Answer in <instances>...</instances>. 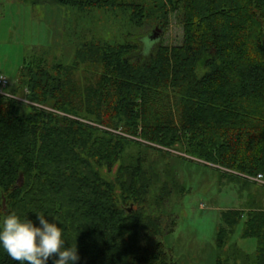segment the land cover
I'll return each instance as SVG.
<instances>
[{"label": "trees", "instance_id": "16d2710c", "mask_svg": "<svg viewBox=\"0 0 264 264\" xmlns=\"http://www.w3.org/2000/svg\"><path fill=\"white\" fill-rule=\"evenodd\" d=\"M48 1L129 10L136 28L178 13L183 41L91 38L71 64L23 65L0 92V217H55L77 264H176L165 209L188 189L171 160L196 161L250 191L220 212L216 264H264V0ZM241 223L256 249L228 254ZM0 264L18 262L0 249Z\"/></svg>", "mask_w": 264, "mask_h": 264}, {"label": "rangeland", "instance_id": "374dc122", "mask_svg": "<svg viewBox=\"0 0 264 264\" xmlns=\"http://www.w3.org/2000/svg\"><path fill=\"white\" fill-rule=\"evenodd\" d=\"M129 16V10L96 8L79 12L48 0H0V76L9 80L3 90L17 87L21 67L40 58L71 64L76 46L91 38L102 37L119 43L134 34L135 41L142 40L145 44L143 53H150L154 43L149 38V30L153 31L156 26L152 28L146 23L136 28ZM178 16L171 13L167 27L159 32V40L164 45H180L183 41V26ZM140 36L143 37L140 39ZM171 163L175 164L179 182L184 183L188 192L174 196L167 205L168 219L173 217L176 225L163 241L176 264H216L220 212L244 204L250 191H241L240 185L234 183H220L216 170L199 162L171 160ZM257 187H251L252 193H258ZM259 197L264 200L260 193ZM241 231L242 223L226 247L228 254L232 242L245 252L255 251L256 239L243 238Z\"/></svg>", "mask_w": 264, "mask_h": 264}, {"label": "clouds", "instance_id": "9594fccd", "mask_svg": "<svg viewBox=\"0 0 264 264\" xmlns=\"http://www.w3.org/2000/svg\"><path fill=\"white\" fill-rule=\"evenodd\" d=\"M36 214L38 223L15 212L0 217V249L18 264H48L49 260L52 264H77L76 243H67L63 228L57 226L59 221Z\"/></svg>", "mask_w": 264, "mask_h": 264}, {"label": "water", "instance_id": "95a60500", "mask_svg": "<svg viewBox=\"0 0 264 264\" xmlns=\"http://www.w3.org/2000/svg\"><path fill=\"white\" fill-rule=\"evenodd\" d=\"M162 32V29L160 27H156L153 31H151L149 38L151 39V41L153 42H157L160 39V34ZM23 181V178L20 177L18 184L21 185ZM4 203V208H6V204H5V199L3 200Z\"/></svg>", "mask_w": 264, "mask_h": 264}, {"label": "built area", "instance_id": "2783aa9c", "mask_svg": "<svg viewBox=\"0 0 264 264\" xmlns=\"http://www.w3.org/2000/svg\"><path fill=\"white\" fill-rule=\"evenodd\" d=\"M9 85V80L4 77V76H0V92L1 93H5V91L3 90L5 87H8ZM257 181H260V182H264V179H263V175L262 174H259L257 177L253 178Z\"/></svg>", "mask_w": 264, "mask_h": 264}]
</instances>
